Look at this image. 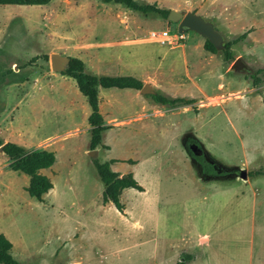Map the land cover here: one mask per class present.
I'll use <instances>...</instances> for the list:
<instances>
[{"label": "rangeland", "instance_id": "rangeland-1", "mask_svg": "<svg viewBox=\"0 0 264 264\" xmlns=\"http://www.w3.org/2000/svg\"><path fill=\"white\" fill-rule=\"evenodd\" d=\"M135 1L200 17L209 5V0ZM211 1L215 9L221 0ZM213 26L219 33L218 24ZM177 28L167 17L101 0L0 5V140L27 151L54 148L56 158L50 178L54 191L39 203L25 191L27 177L12 171L0 153V234L12 243L16 260L148 264L155 248L140 241L151 238L166 255L181 248L179 257L198 253L197 243L182 248L184 242L207 239L199 249L198 255H206L201 264H247L250 253L255 261L263 254L264 82L257 90L246 79L257 68L249 52L231 47L234 60L245 64L240 71L224 62L222 48L211 54L204 38L195 32L180 35ZM222 37L223 46L235 36ZM55 53L80 59L87 74L143 78L166 96L196 103L172 110L155 106L149 95L138 93L142 103L132 100V90L102 89L100 113L106 124L118 127L103 133L98 155L91 158L84 128L57 145L66 136L54 135L61 129L59 108L37 100L31 116L33 107L22 101L32 78H69L51 69ZM65 81H56L54 91L78 101ZM31 117L41 123L36 126ZM186 136L197 140L219 176L231 178L213 176L206 182L196 163L193 169L185 165ZM94 159L117 160L111 170L120 176L138 174L135 180L146 192L123 191L125 217L112 204L102 205ZM239 170L248 178L237 176ZM256 172L260 175L249 176Z\"/></svg>", "mask_w": 264, "mask_h": 264}, {"label": "trees", "instance_id": "trees-1", "mask_svg": "<svg viewBox=\"0 0 264 264\" xmlns=\"http://www.w3.org/2000/svg\"><path fill=\"white\" fill-rule=\"evenodd\" d=\"M51 1L53 0H0V5L44 6L48 5ZM101 1L103 3L120 4L143 15L157 14L162 17H168L170 11L151 4H139L135 0ZM246 37L247 34H243L223 44V60L227 65L234 62V55L232 54L231 47L243 41ZM204 49L211 54L218 53V50L207 40L204 44ZM61 74L73 79L78 91L86 98L87 104L91 110L88 117V124L90 126L88 150H95L102 146L103 133L110 128L104 125L103 117L99 111L98 89H130L139 91L143 83L131 76L111 77L87 74L84 71L83 62L77 58H69L68 66ZM246 79L250 80L254 87L259 86L264 82V68L255 70L253 74L246 76ZM149 97L155 105L172 110L180 107L193 106L196 103L194 98H173L161 92H156L154 95H149ZM191 145L198 146L199 149L201 148L194 138H188L184 142V149L187 155L200 167L201 173L206 176H218L219 173L215 170V164L207 162L202 157H199L200 155L197 156L193 154L190 150ZM0 147H2L3 154L10 162L9 168L29 178L28 186L25 188L28 196L42 203L44 197L53 189V183L49 177L41 173V170L50 169L55 164V153L47 150L27 151L25 148L15 143H3L1 140ZM115 162H117V160H109L106 162H99L98 159L93 160L98 179L103 185L102 205L105 206L108 203H112L116 211L124 215L125 207L120 201L123 190L132 188L138 192H144V188L135 180L133 173H128L125 177H122L118 173L112 171L111 165ZM126 162L129 165L137 164L133 160H128ZM257 175H260V173H249V176L252 177ZM12 248V243L5 235L0 234V264H23L14 258L12 255ZM178 264H183V262Z\"/></svg>", "mask_w": 264, "mask_h": 264}, {"label": "crops", "instance_id": "crops-1", "mask_svg": "<svg viewBox=\"0 0 264 264\" xmlns=\"http://www.w3.org/2000/svg\"><path fill=\"white\" fill-rule=\"evenodd\" d=\"M208 3H209V5L207 7L206 6L204 7L203 14L201 16L204 19L209 18L210 19L209 21L212 23L215 20L216 22L213 24H216V23L218 24L219 33L221 35L235 36L233 38V39H235L240 35L247 34L246 39L237 43V44H239L238 46H237V44H235L232 47H234V48L240 47V50H244V51L249 52V56H250L251 60L253 61V63L257 67L256 70L264 68V0H221L220 4L215 9L213 7L211 0H209ZM105 4H107V3H105ZM204 4H206V0H204ZM233 39H231V40H233ZM231 50H232V48H231ZM136 79L140 80L143 83V78H136ZM65 80H67V81H65ZM56 81L69 82L73 92L78 97V101H71L70 99H68L64 95L60 96L59 95L60 93L55 92L54 91V86H55L54 84L56 83ZM260 85L257 87H254L253 85L252 86L255 89L259 90V89H261V88H259ZM27 86H28L27 87V89H28L27 95L25 98H23L22 101H26V103L29 107H33L32 111H31V116H33V112H34L33 109L36 107V101L37 100H38L37 102H43L45 104H48L47 101H49V105L53 104L55 106V108H59V118H60L59 120L61 121V127H60L61 129H58V132L54 133V135H57V136H65L66 135V136L62 139V141L57 143V145L69 143L73 138H75V137H72L73 135L71 132L76 130L79 127L84 128L85 133L87 135H89L90 126L88 124V117L91 113V110L87 104L86 98L78 91L76 83L73 79H71V78H35V79H33L32 78V80H30V83H28ZM101 90H102L101 88L98 89L99 102L102 101V98L100 95ZM124 90H126V89H124ZM128 90H130V89H128ZM139 91L132 90V93H133L132 94V100H134V101L139 100L140 102L144 103L145 98H143L142 96H138L139 95L138 93H140ZM154 91H155V93L159 92L156 90H154ZM259 96H260V94H259ZM105 103L111 104L113 102L110 101L109 99H107L105 101ZM98 106L101 109V106L99 103H98ZM155 106H158V105H155ZM158 107H160V106H158ZM161 108H163V107H161ZM180 108H182V107H180ZM100 109H99V111L101 112ZM176 109H179V108H176ZM173 110H175V109H173ZM125 117H126V114L123 113L122 118H125ZM31 121L36 126L41 123V121L40 122L38 121L37 117H31ZM103 121H104V118H103ZM116 121H117V119H115V122ZM104 125L112 128L113 126H116L117 124L115 123V124L108 125L104 122ZM116 127H118V126H116ZM45 138L46 137H42V140ZM188 138H194V137L193 136L184 137L183 138V147H184V142ZM89 139H90V136H89ZM47 151L53 152L54 148L47 149ZM181 161L184 162L185 165H188V167L191 164L192 169H193V165L195 164V161L191 157H189L188 155L186 157L182 156ZM136 163L138 164L139 162H136ZM54 165L50 169L41 170V173L46 175L47 177L51 178V176H52L51 171H53ZM216 166L217 165L215 164V170H216V172L219 173L218 168H217L218 166L217 167ZM132 173H133L134 178L139 181L138 174L135 171ZM200 174H201V178L206 182L213 180L212 179L213 176L212 177L206 176V175H203L201 172H200ZM231 176L232 175H225V176H219L218 175L217 177L231 178ZM27 179L29 180L28 177H27ZM219 180H222V179H219ZM138 183H140V182H138ZM128 189L133 190V191L135 190L132 188H128ZM51 191H54V185H53V189L50 190L49 192H51ZM145 192H146V189L144 188V192H139V193H145ZM47 195H49V193ZM146 195H148V193H146ZM109 204H112V203H109ZM127 209L128 208H126V211H127ZM156 240H155V238H151L147 243L144 241H140L141 244H143V245L153 244L152 251H153V248H155L154 255L152 252V257L154 259L151 257L150 258L151 262L148 264H178L180 262H183V264H199L200 262H198V260L206 257V255H202V256L198 255L200 253L199 249H201L203 247V241L207 240V239L205 240L203 237L199 238L198 240L184 242V244H183L184 246L182 248L186 247V244H189V243L196 244L197 243L196 246H194L195 248H198L197 254L183 253V254H181L180 257L176 256V255H177V252L179 251V249H181V248H178V250L175 253H172L170 255H166V253H164L163 251L160 250L158 243H156L157 242ZM250 241H251L250 245H252L253 242H252V240H250ZM133 248H134V243L129 245L127 249L132 250ZM261 250L263 251V254L261 256L258 255V258L256 259V261L252 260V258L255 257V255H253L254 253L253 254L250 253L249 254L250 258H249V261L247 264H264V242L261 246Z\"/></svg>", "mask_w": 264, "mask_h": 264}, {"label": "water", "instance_id": "water-1", "mask_svg": "<svg viewBox=\"0 0 264 264\" xmlns=\"http://www.w3.org/2000/svg\"><path fill=\"white\" fill-rule=\"evenodd\" d=\"M167 20L178 24L177 32L180 35L186 34L187 32H195L205 40L209 41L213 45V47L216 48L217 50L222 48V42H223L222 35L215 30L211 22L204 20L199 15H196L192 12H187L183 14L175 10H170ZM68 63H69V58L67 57H63L56 53L50 55L51 69L56 72H63L67 68ZM244 67L245 64L241 60V58L235 59L232 64V68H236L240 71H242ZM139 92L142 95L155 94V91L148 84H144ZM190 150L192 151L193 154L197 156L201 155L203 152L202 149L198 148V146H193V145L190 146ZM0 153H3L2 147H0ZM88 155L91 158H95L98 155V150L95 149L92 151H88ZM237 176H239L241 179L244 180L248 178V175L244 170H239ZM122 177H125V175H123Z\"/></svg>", "mask_w": 264, "mask_h": 264}, {"label": "flooded vegetation", "instance_id": "flooded-vegetation-1", "mask_svg": "<svg viewBox=\"0 0 264 264\" xmlns=\"http://www.w3.org/2000/svg\"><path fill=\"white\" fill-rule=\"evenodd\" d=\"M199 157H202L204 160H206L205 157H204V152H202V154H201ZM198 167H199V166H198ZM199 168H200V167H199ZM210 177H212V176H210Z\"/></svg>", "mask_w": 264, "mask_h": 264}, {"label": "built area", "instance_id": "built-area-1", "mask_svg": "<svg viewBox=\"0 0 264 264\" xmlns=\"http://www.w3.org/2000/svg\"><path fill=\"white\" fill-rule=\"evenodd\" d=\"M165 36V35H164ZM164 36H162V37H164ZM153 37H155V36H153ZM181 37H183V36H181Z\"/></svg>", "mask_w": 264, "mask_h": 264}]
</instances>
